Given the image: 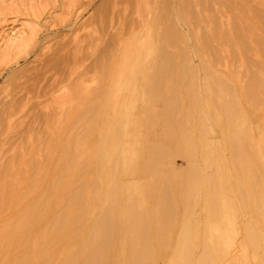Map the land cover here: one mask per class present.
I'll return each mask as SVG.
<instances>
[{
	"label": "rangeland",
	"instance_id": "rangeland-1",
	"mask_svg": "<svg viewBox=\"0 0 264 264\" xmlns=\"http://www.w3.org/2000/svg\"><path fill=\"white\" fill-rule=\"evenodd\" d=\"M1 1L6 5L28 6L34 0ZM43 1L51 3L50 0ZM203 1L199 0L198 5L192 0L193 3L185 14L188 21L185 20L180 24L186 34L192 33L190 28H193L198 37V42L189 41L185 45L190 57L188 63L191 62L198 68L199 85L203 86L206 83L209 76L206 75L207 73L216 76V85L212 86L213 98L217 100L221 95L225 102L234 101L235 117L239 125L247 120L253 123V130L227 131L219 127L213 114L210 118L213 132L200 133L197 123L199 119L198 121L196 119L190 128L184 126L185 136L187 138L190 136L193 144L187 141L180 144L172 142L164 146L160 152L161 157H155L153 163H149L148 156L142 157L136 168L133 167L128 171V178L147 188L146 201L151 209L161 204L163 200L161 197L166 196V193L173 203L170 204L166 196L168 199L165 197L164 200L169 201H166L165 206L169 203L176 209L177 218L174 217L173 221L171 216L170 219L167 216L169 221H166V211L162 215L165 224L170 221L173 224L169 223L172 225L171 230L168 229L170 225L167 223L164 231L159 232L161 223H158L157 219L152 222L153 231L157 232L156 234L154 231L155 236L161 234L164 239L168 230L167 239L162 240L161 244L157 239L153 241L154 250L159 254L163 252L155 264H169L175 254L179 253L177 256H180L186 252L185 246L182 244L178 246V240L181 238L180 242H183V233L180 234V231H184L182 228L187 223L186 228L191 225V228L195 227L194 230L188 228L189 238L191 236L192 239L196 238L193 242L188 239L191 240L189 241L191 245L193 243L194 249H192L194 257L191 256L192 260L189 259L188 264H202L200 256L208 248L211 249L206 253L209 257L211 255L212 263L226 264L222 261V251L218 248L217 234L211 226L216 224L213 226L215 228L222 224L227 219L225 215L230 214L228 217L234 218L233 210L239 211L236 212V218L243 225L244 241L250 243L247 248L249 262H245L242 258L243 239L240 236L236 240L239 264H264V219H262L264 200L261 199H264V31L261 30L259 21L254 18L253 12L245 8L247 4L254 12L264 11V0H220V2L205 0L207 4ZM162 2V0H81L68 16L59 2L56 6L51 4L50 11L48 9L40 20L35 21L31 17L27 20V17L23 16L21 20L20 16V18L16 17L17 19L15 16H7L6 21L1 23L0 32L3 29L10 30L13 24L17 26L20 20L39 26V42L10 65L0 67V264H18L22 258L38 252L33 248V244L37 239H41L44 232L54 233L58 217L70 207L68 200L73 199L79 191V177L75 176L77 169H80L88 180L85 187L87 199L82 202V206L88 211L83 234L88 232L93 220L99 217L100 211L94 208L96 202L92 194L94 184L101 177L98 158L95 155L101 146L100 132L104 131L107 118L112 116L108 99L114 86L115 74L123 57H126L128 52L126 49L131 43L140 41L151 28L153 34H156V16ZM78 13L82 14L83 20L76 24ZM217 17L223 24L222 28L225 32H228V28L233 30L235 22L239 20L245 32H248L246 39L249 43H253V46L250 45V50H242L236 44L226 43L221 39ZM213 18L216 19V25L211 23L210 19ZM82 23H86V26H81ZM200 32L206 33L212 44L214 46L219 44L222 50H209ZM12 42L15 43L16 39L13 38ZM195 46L197 50H193ZM128 57L132 63L136 62V58L132 55L128 54ZM142 57L144 63V53ZM183 63L176 71L179 75L177 82L175 78H171L169 86L179 84L178 90L185 96L190 81L187 64ZM205 66L207 68H204ZM217 79L222 84L220 93ZM252 79H256V84L251 83ZM138 86L141 97L147 90V85L139 80ZM64 90L67 91V95L60 105L53 103L54 96H61ZM250 91L255 94L256 103L248 99ZM166 94L170 95V92ZM148 106L154 109L156 118H160L164 110L162 103L139 102L138 114L144 124L135 132L140 133L144 139L142 151L161 140L159 138L161 125L150 124L146 120ZM190 109L194 119L197 112L195 110L194 112L193 108ZM242 112L247 115L246 118H242L240 115ZM91 113L94 116L89 127L87 124L82 125L79 116H88ZM152 125L153 129L150 128ZM201 139L205 143H202ZM101 155L104 164L103 153ZM187 168L195 170L197 182L195 177L189 179ZM156 171L164 174L161 179L153 177ZM120 173L119 171V176ZM206 180L212 181L214 185L207 183L206 186ZM190 188L193 190L190 191ZM193 192L194 195L191 194ZM127 194L131 193L127 192ZM258 200L261 204L256 205ZM226 201L229 206L233 204V210L229 207L228 214L225 210L223 212L225 215L220 216V211L225 207L223 203ZM211 205L216 210L214 212L217 218L211 214ZM257 206L261 208L258 209ZM72 207L76 211L80 209V206ZM217 209L221 210L218 212ZM35 210L39 211L40 215L34 220ZM186 211H188L187 219ZM194 220L198 223L194 224ZM206 220L207 223L213 224L205 223ZM202 221H205L206 225L203 223L205 226L200 227ZM225 223L226 221L221 226H225ZM250 225L252 236H250ZM24 229L29 230L28 238L18 240L15 235L20 234ZM70 232L71 237L54 246L50 253L62 255L67 253L68 246L81 243V236L76 229ZM253 232L257 233L253 234ZM192 233H195V236ZM202 236L206 240H202ZM155 238L159 239V235ZM168 239L170 242L167 241ZM208 240H211V246L201 249L206 243L209 244ZM165 241L168 242L166 250ZM203 241L206 243L204 244ZM252 244L254 246H251ZM179 250H182V253ZM197 254L199 256L196 259ZM46 261L43 260L40 264H46ZM60 263L58 259L52 262V264Z\"/></svg>",
	"mask_w": 264,
	"mask_h": 264
},
{
	"label": "bare ground",
	"instance_id": "bare-ground-1",
	"mask_svg": "<svg viewBox=\"0 0 264 264\" xmlns=\"http://www.w3.org/2000/svg\"><path fill=\"white\" fill-rule=\"evenodd\" d=\"M50 1L51 3L43 0H34L28 6H20V5L14 6L13 4L6 5L3 1H1L0 26L2 22L6 21L7 16H15V19H17L20 16L21 20H22V16L27 17V20L28 17L33 18V20L35 19V21L40 20L43 17V15L48 11L51 4L56 6L59 2H61L62 9L67 13L66 15L68 16L71 10L81 0H50ZM162 1H163L162 5L158 10L156 16V22H155V28L157 30L156 34L155 35L153 34L152 32L153 30L151 28L152 31L151 30L147 31V33L140 41L137 40L131 43L126 49L128 50L126 57H123L122 63L119 66V70L115 74L116 77L114 78L113 81L114 86L112 88V92L108 99V104H110V110L112 116L107 118V121L105 122V129L103 132H100V134L102 135L101 146L97 154L95 155V157L97 156L98 158V165H99L101 177L99 181H97V183L94 184L92 194L96 202V206L94 208L100 211L99 217L93 220V222L89 226L88 232L86 234H83V232L85 231L84 230L85 224L88 220V211H86L84 206H82L83 204L82 202H84V200L87 199L85 187L88 183V180L86 176L82 174V171L80 169L79 170L77 169L76 172L77 174L75 176L79 177V179L78 177L77 179L80 184V187L78 188L79 191L76 193V195L73 196V199L68 200L70 203L69 209H67V212H65L64 214L58 217L56 221V227L54 228L53 231L54 233L50 234L44 232L42 234L41 239H37L35 241V243L33 244V248L38 252L34 253L33 255L22 258L18 264H40L43 260H47L46 264H52V262L55 259H58L61 262L60 264H151L152 262L155 264L156 260L159 258V255H163V252L162 253L160 252L159 254V252L154 250L153 241H156L155 239H157L159 241V244H161L162 240L167 239L166 235L168 234L167 233L168 230L166 229L167 231H166V235L164 236L165 237L164 239H162L163 237L161 236V234H158L159 239L155 238L158 235L155 236V233L157 234V232L154 230L155 231L154 233L152 228V222L154 219H157V222L161 223L160 227L158 226L159 232L164 231L167 223L168 225H170V227L167 225L169 227L168 229L171 230V227L173 225L171 221H173L174 217L177 218V216H175L176 209H174V207L170 205L172 201L168 197L166 190H164L163 188H162L163 192L165 191L166 196L169 198L170 201L166 200L168 198L163 194L164 196L161 195L162 196L161 198H163V200L161 202L159 201L161 204L157 203L158 206H155L154 208L151 209L146 201L145 193L147 188L145 189V186L141 184H137L134 180L128 178V171L133 167L136 168V166L138 165V161L144 156H148V159H150L149 163H153L155 157L157 158L161 157L160 152H162L164 146H167L172 142H177V143L179 142L180 144L184 141L185 142L187 141V143L190 142V144H193L194 143L193 139L190 136L188 138L187 136H185L186 131L184 126H186V128L187 127L190 128L193 125L194 120L196 119L197 121L198 119L200 121L197 122L199 123L200 133L203 131L213 132V126L210 123L211 122L210 118L211 116H213V114L214 117L216 118V121L219 124V127L222 129H225L227 131H235L241 129L246 131L253 130L252 127L253 123H249L247 120H244V122L241 125H239L238 120L235 117L236 108L233 103L234 101L225 102L222 100L221 95L217 97V100L213 98L214 91L212 86L216 85V80H215L216 76L214 75L212 76L211 73H207L206 75L209 76L206 80V83L203 86L199 85V82L197 80L198 68H196V66H194L193 63L191 62L188 63L190 57L186 51L187 48L185 47V45L189 41L198 42L197 40L198 37H197V33L193 30V28L190 27H189L190 32L192 31V33L186 34L184 30L181 28L180 24L185 20H187L186 18L187 16L185 14L187 13V9L190 8L191 3H193L192 0H162ZM195 1L198 4L199 0H195ZM210 1H208V3ZM219 2H217V5L219 4ZM203 3L207 4L205 0L203 1ZM249 7H250L249 5L247 4L245 5V8H247L248 11L253 12L254 18L259 21L260 28L261 30L264 31V11L256 10L254 12ZM53 15L54 14L52 13V16ZM218 17H217V24H218L219 33L221 35V39H224L226 43L231 42L232 44H236V46L242 48V50H250V45L253 46V43H249L248 39H246L248 32H245V29L243 28V24L238 20L237 22H235V25L233 26L234 27L233 30L228 28V32H225L222 28L223 24L221 23L220 20H218L219 19ZM21 20L19 21L20 24L17 23L18 24L17 26L15 24L11 25L10 30L9 29H8L9 31L7 30L8 33L4 29L0 32V67H6L10 65L12 62L16 61L20 56L27 53V51L33 45L35 46L38 45L39 26L37 27L36 25L31 24L30 22L27 21L24 22ZM82 20H83L82 14L78 13L75 19V23L78 24L82 22ZM210 20L212 24L216 25L215 18ZM84 25L86 26V23H82L81 26ZM202 34H203L204 43L209 50H222L219 44H216V46L212 44L211 39L206 35V33L204 34L202 32L201 35ZM13 38L16 39L15 43L12 42ZM258 44L260 43L258 42ZM259 46L261 47V45ZM106 50H108V48ZM193 50H197L196 46L194 47ZM143 53L145 54L144 63H142ZM128 54L135 57L136 62L132 63L130 58L128 57ZM183 62L187 64L189 71L188 79L190 81V86L188 87L185 96L182 95V93L178 90L179 84H176L173 87L169 86V80L171 78H175V81L177 82L179 75L178 72L176 71L178 70V68H180V65ZM204 68H207V66H205ZM139 80H142V82H144L147 85V90H145L142 93L143 96L141 95L142 98L139 96V86H138ZM252 80L253 82L251 83L256 84V79H252ZM221 85H222L221 82H219L217 79V87H219V93H220ZM167 92H170V95H167L166 94ZM66 95H67V91L64 90L61 96L58 97L54 96L53 103H55L56 105L58 104L60 105V103L62 102L64 97H66ZM255 97L256 96L252 91L248 93V99L252 103L257 102V99H255ZM139 102H142L144 104H148L149 102L150 103L158 102V103H162L164 106V110L160 118L155 117V112L153 108L151 109L148 106V108L146 109L147 110L146 120H148V123L161 125V134L159 135V138H161V140L156 144H151L149 146V149L144 151H142L141 149V146L144 143V139L141 137L140 133L135 132V130L141 129L144 124L143 121L141 120V117L138 114ZM190 108H193L192 110L193 111L195 110L197 112V115L196 117H194V119L192 118L191 115L192 112ZM240 115L242 116V118L243 117L246 118L247 116L244 112L240 113ZM93 116L94 114L91 113L88 116L81 115V117L79 116L78 119L82 125L86 126L85 124H87L89 127L91 121L93 120ZM223 117L225 119H223ZM150 128L153 129V125L152 127L150 126ZM180 132L182 134H180ZM200 138H202V135L200 136ZM210 144H212V142ZM102 153L104 156V164L102 161L103 159H101ZM119 171L121 172L120 176L118 174ZM184 171L183 173L185 174ZM188 173H189L188 177L189 179L191 177V180L196 176L195 175L196 172L194 169H190V170L188 169ZM153 175L154 178L161 179V176L164 174L160 173L159 171L158 172L156 171V173L154 172ZM186 180H188V178ZM209 181L206 182V186L207 183H212V181L211 182ZM214 181L216 180L214 179ZM195 182H197L196 177H195ZM191 183L192 182H190V184ZM196 184L197 183H195V185ZM209 186L211 187L212 185ZM209 186L208 188H210ZM192 188L194 189V186ZM192 188H190V191L193 190ZM127 192H130L131 194L129 195L127 194ZM191 194L194 195V192ZM208 195L210 196V194ZM165 197L166 199L164 200ZM261 199L262 201L264 200L263 198ZM166 201L167 202L169 201L170 204L168 203L165 206ZM257 203H260L259 200L258 202H256V205ZM223 204L225 205V207H223V205L220 206L221 208L222 207L224 208V210L222 211H220L221 209H219L220 216L221 215L224 216L225 213L223 212L225 210H226L225 212H227L229 207L232 208L233 210L232 203H231L232 207L229 206L228 201H226V203ZM212 205H211L212 208L210 210L211 214L214 215L213 216L214 218L215 216L217 218V214L216 212H214L216 210L213 209L214 206ZM72 206H80V209L76 211ZM257 207L258 209L261 208V206H257ZM234 209L237 208L234 207ZM165 211L167 212V214L165 215L166 221H169V219L173 217L171 221L167 222L166 224L164 223V220H162L163 218L162 215L165 214ZM187 212L188 211H186V213ZM233 212H234L233 214H235L234 218L228 217V215H230L228 214V212H227L228 215L227 216L225 215L227 219H225L226 223L225 226L223 225L224 227L221 226L222 224H224L225 222L224 220L223 223L221 220L222 224L218 225L215 228L213 226H216V224L211 226L213 223L212 224L210 222L207 223V220L206 222L204 221L207 224H211L208 226H211L212 229L215 230L214 232L217 234L216 238L219 241L218 248L221 249L222 251L221 254L223 255V257L221 256L223 258L222 261H225L226 264L240 263V259L237 254L238 252H237V244H236V240L240 236L241 239H243L242 247L244 249L243 255L242 253L241 255L245 262L248 261L247 248L249 247L250 243L248 244L247 242L244 241L245 235L242 228L243 225H241L236 218L237 217L236 212L239 213V211L233 210ZM192 214L194 213L192 212ZM39 215H40L39 211L35 210V213L33 215L34 220L36 218L38 219ZM167 216L168 217L171 216V217H169L168 219ZM184 216L185 214L182 215V217ZM187 216L188 213L186 214L185 218ZM221 219H224V217L223 218L221 217ZM262 219H264V217ZM183 220L184 219H182V221ZM194 221H195L194 224L198 223L197 220ZM204 222L202 221L200 227L206 225ZM169 223H171L172 225ZM184 223L185 222H183V224ZM203 223L205 225H203ZM187 225L188 223L186 224V226ZM186 226L182 228V230L184 229V231H180V234L182 232L184 235V236L182 235L183 242L182 243L180 242L181 238L178 240V246L181 244L185 246V250L182 249L184 248L183 246L181 249L186 252L181 254L180 256H177L179 253L175 254L174 258H172L169 264H188L189 259L192 260V258L194 257V255L192 256L193 243L191 245L189 241L192 240L193 242V239L196 240V238L194 237L195 233H192L194 234L193 239L191 234H190L191 237L189 238L188 228H191L192 225L188 228H186ZM194 228H191V230H194ZM73 229H76V232L79 233V235L81 236L82 239L81 243L79 245L68 246V249L66 251L67 253L62 255L50 253L51 249L54 246H57L58 244L62 243L65 240V238L71 237L70 231ZM245 232L247 233V231ZM28 233L29 230L24 229L22 230V232H20V234L15 235V237L17 236L18 240H22L26 237L28 238ZM254 233L255 232H253V234ZM213 236H212V240L214 238ZM250 236H252V226H251ZM207 237L208 236L205 235L206 239H208ZM258 237L259 236H257V238ZM206 239H204L203 237L202 240H206ZM169 240L170 239H168L167 241L170 242ZM254 240L252 241L254 242ZM167 241H165L164 243L165 250H166V245H168ZM208 241L209 244L203 241L204 244L206 243L207 245L205 244L201 249H203L205 246L207 247L208 245L211 246V242H210L211 240ZM214 242L216 243V241ZM251 246L254 245L252 244ZM215 247L217 250L218 249L217 245H215ZM198 248H199V244H198ZM258 248L259 247H257V249ZM210 249L211 248H208V250ZM182 250H179L180 253H182ZM208 250L206 252H208ZM206 252L204 253L202 251V253L204 254L199 252L200 254H202V256H200L202 258L201 260L202 264H215L211 262V255L209 254L210 257L207 256L208 253ZM197 256L199 255L198 254L196 255V259ZM259 257H261V255Z\"/></svg>",
	"mask_w": 264,
	"mask_h": 264
}]
</instances>
